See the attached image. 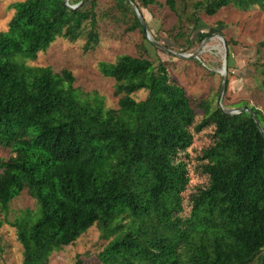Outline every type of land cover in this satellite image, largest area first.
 <instances>
[{"label":"trees","instance_id":"trees-1","mask_svg":"<svg viewBox=\"0 0 264 264\" xmlns=\"http://www.w3.org/2000/svg\"><path fill=\"white\" fill-rule=\"evenodd\" d=\"M97 1L75 10L64 0L13 2L8 29L0 32V147L8 151L0 156V213L22 191L37 205L11 221L21 242V264L48 263L53 252L92 226L108 241L94 264H261L264 136L247 112L223 114L212 101L191 99L147 39L141 44L146 57L121 55L99 65L100 74L114 80L117 107L106 108L97 92L75 88L70 71L27 64L57 38L84 37V52L92 51L99 40ZM132 1L139 12L157 4ZM163 3L195 31L201 25L198 12L210 17L229 6L264 10V0H196L184 2L190 12L181 17L174 0ZM115 6L130 31L143 33L127 2L117 0ZM191 35L184 49L191 47ZM258 46L264 48V40ZM140 91L146 96L137 101ZM195 109L202 111L198 119ZM249 110L264 132L260 112ZM208 129L210 142L195 155L207 181L192 196L190 211L197 219L216 211L226 221L243 223L233 231L231 252L222 254L218 245L209 252L196 243L184 245L179 257L175 242L154 230L153 220L178 219L189 181L178 154Z\"/></svg>","mask_w":264,"mask_h":264},{"label":"rangeland","instance_id":"rangeland-1","mask_svg":"<svg viewBox=\"0 0 264 264\" xmlns=\"http://www.w3.org/2000/svg\"><path fill=\"white\" fill-rule=\"evenodd\" d=\"M20 1L24 0H0V32L8 29V22L14 13L11 4ZM116 1H97L95 13L99 40L92 51L84 52V37L75 42L57 38L50 47L38 54L36 61H28L27 64L49 66L54 73L70 71L75 79V88L88 93L97 92L105 98L106 108L117 107L119 98L114 94V80L103 77L99 72V65L101 62L115 61L121 55L146 57L141 51V44H144L146 38L138 29L129 30L131 24L121 19L119 9L115 6ZM174 1L178 14L183 17L185 12H190L184 2L189 4L196 0ZM133 3L136 6V2ZM129 8L133 12L132 7ZM139 13L151 28V31L148 30L151 38L152 35L156 36V43L164 45H160L162 49L156 52V56L165 63L170 76L184 88L191 99L197 102L209 100L216 105L225 48L230 66L224 75L222 106H252L264 119V48L258 46L264 40V10L253 6L247 11H239L229 6L218 9L210 17L198 12L201 25L196 31L188 27L184 20L182 22L180 19V23L177 15L164 6L163 0H157V4H152ZM191 33L193 43L190 48L184 49L187 34ZM181 53L196 56L192 59L180 58L177 54ZM145 96L146 92L140 91L134 95V99L143 100ZM194 112L198 119L202 111L195 109ZM210 136L211 129L195 134L191 145L178 154L179 159L186 161L189 172V181L183 191L184 208L178 214V219L167 217L153 220L154 230L175 242L179 257L184 245L196 243L209 252L215 245L220 246L222 254L231 252L236 244L233 231L243 223L239 218L226 221L216 211L208 219H197L190 211L192 196L207 181V177L197 166L195 155L209 144ZM7 152L0 147V156H7ZM36 206L35 199L22 191L12 199L7 212L0 213V264H21V242L11 221L21 218L27 210L33 211ZM177 232L180 236L176 235ZM106 243L108 241L101 237L98 228L92 226L75 243L53 252L46 264H94L97 262V254ZM180 264H183V260H180Z\"/></svg>","mask_w":264,"mask_h":264},{"label":"water","instance_id":"water-1","mask_svg":"<svg viewBox=\"0 0 264 264\" xmlns=\"http://www.w3.org/2000/svg\"><path fill=\"white\" fill-rule=\"evenodd\" d=\"M65 1V5L70 8L71 10H75V8L81 6L83 3H85L87 0H80L78 3H76L74 6H70L68 4V1L69 0H64ZM128 2V5L130 7H132V10H133V13L135 14L136 18L138 19V21L140 22L141 24V27H142V32H143V36L156 48L158 49H162L160 47L159 44H157L152 38L151 36L149 35V31L147 29V26H146V22L143 21V18L141 17L139 11L137 10L135 4L133 3L132 0H126ZM178 57H186L188 59H192L194 58L196 55L195 54H191V55H187V54H177ZM224 55H225V60H224V63H223V69L220 71V84H219V88H218V95H217V98H216V105L215 107L218 108L223 114H228V115H236V114H241L243 112H247L252 118L253 120L255 121V123L257 124L258 126V129L259 131L261 132V134L264 136V132L263 130L261 129L260 125L257 123L254 115L251 113V111L249 110L248 107L246 106H242L241 108H224L222 106V102H221V96L222 94L224 93V88H225V71L227 70L228 68V54L226 52V49L224 48Z\"/></svg>","mask_w":264,"mask_h":264}]
</instances>
